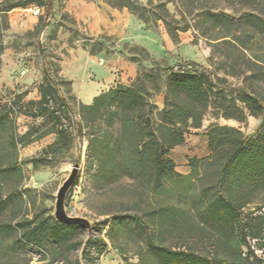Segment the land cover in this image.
Instances as JSON below:
<instances>
[{
  "label": "rangeland",
  "instance_id": "1",
  "mask_svg": "<svg viewBox=\"0 0 264 264\" xmlns=\"http://www.w3.org/2000/svg\"><path fill=\"white\" fill-rule=\"evenodd\" d=\"M40 1L0 0V264H195L189 255L264 264L261 241L249 244L246 238L241 245L244 224L250 222L253 235L252 219L264 212V188L242 195L239 202L247 203L234 233L202 221L205 205L220 193L223 159H213L206 132L225 126L243 138L264 135V41L250 34L239 36L244 48L224 41L226 31L205 16L231 14L224 0H129L143 18L122 7L124 0H51L50 11L49 0ZM108 71L112 82L105 90L141 83L144 74L159 76V91L151 82L144 85L145 98L159 110L166 71H205L241 118H221L210 106L201 126L188 128L184 142L168 152L175 171L190 180L159 184L141 169L139 178L130 176L119 167L140 134L121 137L116 124L107 127L104 114L82 109L93 100L79 97L82 83H105ZM45 72L66 106L59 98L40 104ZM241 92L261 105L260 115L238 101ZM61 132L66 133L58 137ZM106 140L115 150L111 173L101 175L97 159ZM75 165L79 174L65 210L88 220L89 233L83 226L59 227L52 217L54 195ZM165 207L177 210L180 219L159 222L156 212ZM54 228L64 236L59 243L51 238ZM168 252L187 256L174 261Z\"/></svg>",
  "mask_w": 264,
  "mask_h": 264
},
{
  "label": "trees",
  "instance_id": "2",
  "mask_svg": "<svg viewBox=\"0 0 264 264\" xmlns=\"http://www.w3.org/2000/svg\"><path fill=\"white\" fill-rule=\"evenodd\" d=\"M34 1L42 4L40 0ZM224 2L231 14L206 12L205 16L214 27L226 31L227 36L224 37L229 39L224 40L225 42L233 44L236 48H244L245 44L239 41V36L249 34L251 37H260L264 41V0H224ZM50 5L51 0L48 5L49 11ZM19 6L15 5L11 8ZM122 7L143 18L139 8L129 0H124ZM253 65L256 64L253 63ZM170 72L166 71L163 80V108L161 110L144 96L146 82L153 83L155 87L153 89L159 91V87L155 84L159 80V76L154 74H144L141 83L137 80L130 86L117 85L110 88L96 96L91 105L82 107L85 111L93 112L98 116L104 114L108 120L107 127L114 128L116 124V131L121 137L125 138V135L130 133L133 139L137 133L140 134V140L131 144L128 154L125 155V166L121 167L120 165L119 169L122 168L125 174L130 176L133 174V177L136 178H139V169L143 172L149 171L159 184L174 180H190V175L183 176L175 171L174 163L167 157V154L172 148L184 142V134L188 128L201 126L204 115L210 106H213L221 118H241L238 106L233 102H227L223 98V92L214 91L207 72H185L186 75L183 76H172ZM44 75L45 84L40 87L39 93L40 104L46 106L59 96L58 89L48 74L45 72ZM58 100L62 107L66 106L62 99ZM238 101L249 110L251 115L261 114V105L248 93L241 92ZM49 112L51 116L55 117L56 110L51 109ZM64 133H58V137L63 136ZM206 136L213 159L220 157L223 159H220L221 162L218 165L217 183L220 193H216L219 195L205 205L206 214L202 221L223 232L234 233L240 220V210L247 203L239 202L242 195L259 187L264 188V135L252 140L250 137L243 138L234 129L213 126L206 132ZM109 145L106 140L101 146L103 154L97 159L98 171L101 175L110 174L112 171L111 161L115 148ZM227 145H230L228 153L225 149ZM90 153H95L94 148L90 149ZM145 160H148L146 165ZM194 163L191 161L193 167ZM220 194L232 195L224 197ZM156 215L158 221L165 224L175 223L180 219L179 212L171 207L158 210ZM252 220L253 235L249 233L250 222L245 223L241 245H245L246 238L250 236L251 239L261 241L264 246V212L257 214ZM59 227L73 228L75 226L59 224ZM51 238L59 243L64 239V236L54 228ZM166 255L171 260L175 259L174 261H178L179 257L187 256L183 252H168ZM188 257L196 261L195 264H227L218 259L206 260L192 255ZM253 258L255 257L253 256ZM253 260L255 262L240 264L261 263L260 260ZM177 264L189 263L177 262Z\"/></svg>",
  "mask_w": 264,
  "mask_h": 264
},
{
  "label": "water",
  "instance_id": "3",
  "mask_svg": "<svg viewBox=\"0 0 264 264\" xmlns=\"http://www.w3.org/2000/svg\"><path fill=\"white\" fill-rule=\"evenodd\" d=\"M170 75L172 76H183L186 75L185 72H178V71H171ZM79 174V168L77 165L72 167L69 171L67 178L62 182V184L57 189L54 198V208L52 217L58 224L65 225V226H83L90 231V223L85 218L76 217V216H69L65 210V201L66 197L73 188ZM88 239L84 241L83 246L86 245Z\"/></svg>",
  "mask_w": 264,
  "mask_h": 264
},
{
  "label": "crops",
  "instance_id": "4",
  "mask_svg": "<svg viewBox=\"0 0 264 264\" xmlns=\"http://www.w3.org/2000/svg\"><path fill=\"white\" fill-rule=\"evenodd\" d=\"M94 63L91 65V69L93 71L94 69ZM110 68H108L109 70ZM108 76H107V82L105 83H95V82H84L81 84V88L80 86L78 87L79 90V97L86 102H91L96 96L100 95L101 93H104L106 91H108L110 88H107L106 90L103 88L105 86H107L108 84H110L112 82V76L110 74V72L108 71ZM98 74V73H97ZM100 75V74H98ZM102 76V74L100 75ZM102 78V77H101ZM103 90V91H102ZM188 165V164H187ZM180 173V172H179ZM187 172H184V174H186Z\"/></svg>",
  "mask_w": 264,
  "mask_h": 264
},
{
  "label": "built area",
  "instance_id": "5",
  "mask_svg": "<svg viewBox=\"0 0 264 264\" xmlns=\"http://www.w3.org/2000/svg\"><path fill=\"white\" fill-rule=\"evenodd\" d=\"M33 13L34 15H39L40 14V9L38 7H34L33 9ZM264 210V209H263ZM263 211H259L258 214H262ZM248 243L250 244V241L254 243L255 239H251L249 237H247Z\"/></svg>",
  "mask_w": 264,
  "mask_h": 264
}]
</instances>
